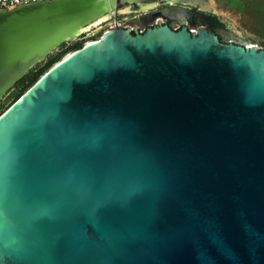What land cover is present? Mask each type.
Masks as SVG:
<instances>
[{
	"label": "water",
	"instance_id": "water-1",
	"mask_svg": "<svg viewBox=\"0 0 264 264\" xmlns=\"http://www.w3.org/2000/svg\"><path fill=\"white\" fill-rule=\"evenodd\" d=\"M89 9L0 11V99ZM232 40L113 25L63 54L0 115V264H264V44Z\"/></svg>",
	"mask_w": 264,
	"mask_h": 264
},
{
	"label": "rangeland",
	"instance_id": "rangeland-1",
	"mask_svg": "<svg viewBox=\"0 0 264 264\" xmlns=\"http://www.w3.org/2000/svg\"><path fill=\"white\" fill-rule=\"evenodd\" d=\"M215 10H211L213 14L221 18L226 27L239 35V39L249 40L251 42H262L264 44V0H213ZM123 14H122V13ZM127 12L126 8H119L116 6L112 17L97 23L92 22L86 31L77 37L62 43L59 47L54 49L45 60L49 57L62 56L69 51H76L80 49L85 43L90 40L98 39L106 27L105 21L110 20L119 22L120 17L127 16L128 18L135 13ZM121 22V21H120ZM122 26L125 22L120 23ZM99 28H103L102 30ZM264 47V46H263ZM60 59V58H59ZM58 59V60H59ZM43 60V61H45ZM48 67V71L55 63ZM33 86V85H32ZM31 86V87H32ZM23 86H17V82L7 91V93L0 99V115L8 110L14 103H16L31 87L22 90Z\"/></svg>",
	"mask_w": 264,
	"mask_h": 264
},
{
	"label": "flooded vegetation",
	"instance_id": "flooded-vegetation-1",
	"mask_svg": "<svg viewBox=\"0 0 264 264\" xmlns=\"http://www.w3.org/2000/svg\"><path fill=\"white\" fill-rule=\"evenodd\" d=\"M142 4L146 7H142ZM206 4L198 0L196 3L186 0H118L119 8L132 7L124 13H135L129 18L120 17L119 20L125 22V25L118 26L129 28L133 33H143L159 26H169L174 31L186 28L189 32L195 33L205 27L218 34L221 41H233L229 34L230 29L218 16V22L213 21L216 15L211 9L206 8ZM110 22L112 21H105L107 23L105 25L109 27Z\"/></svg>",
	"mask_w": 264,
	"mask_h": 264
},
{
	"label": "bare ground",
	"instance_id": "bare-ground-1",
	"mask_svg": "<svg viewBox=\"0 0 264 264\" xmlns=\"http://www.w3.org/2000/svg\"><path fill=\"white\" fill-rule=\"evenodd\" d=\"M112 1L113 0H77V2H82V4L87 3L88 6H90V9L89 11L84 12L83 15L80 17L82 21L78 20L75 23H72V26L70 28L69 38L73 39L77 37L78 35L82 34L84 31L87 30V28L93 21L100 23L106 20L108 17H112L110 16L113 14V11H114V8H113L114 4L112 3ZM141 6L146 7V6H143V4ZM205 6L207 9L215 10L213 0H209V2ZM131 9L132 7L130 6L126 7V10H131ZM237 35L239 34L237 33L232 34L231 38H237L240 36V35L239 36Z\"/></svg>",
	"mask_w": 264,
	"mask_h": 264
},
{
	"label": "trees",
	"instance_id": "trees-1",
	"mask_svg": "<svg viewBox=\"0 0 264 264\" xmlns=\"http://www.w3.org/2000/svg\"><path fill=\"white\" fill-rule=\"evenodd\" d=\"M214 22H218V17H213ZM60 56L49 57L47 60L39 62L33 68H31L18 82L17 86H23L22 90L27 89L34 85L39 78L46 72L49 66H51Z\"/></svg>",
	"mask_w": 264,
	"mask_h": 264
},
{
	"label": "built area",
	"instance_id": "built-area-1",
	"mask_svg": "<svg viewBox=\"0 0 264 264\" xmlns=\"http://www.w3.org/2000/svg\"><path fill=\"white\" fill-rule=\"evenodd\" d=\"M42 1H50V0H0V11L5 10V9H11V8H15L19 5L22 4H28V3H32V2H42ZM121 22H113L112 24H109L110 26L113 25H121ZM106 27H108L106 25Z\"/></svg>",
	"mask_w": 264,
	"mask_h": 264
}]
</instances>
